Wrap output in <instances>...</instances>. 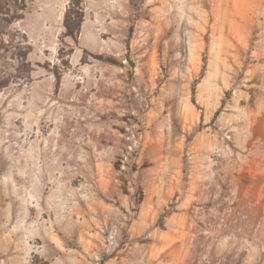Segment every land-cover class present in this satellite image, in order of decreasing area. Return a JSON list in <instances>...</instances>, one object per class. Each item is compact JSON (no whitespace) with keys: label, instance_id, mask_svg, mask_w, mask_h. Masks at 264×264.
Listing matches in <instances>:
<instances>
[{"label":"rangeland","instance_id":"374dc122","mask_svg":"<svg viewBox=\"0 0 264 264\" xmlns=\"http://www.w3.org/2000/svg\"><path fill=\"white\" fill-rule=\"evenodd\" d=\"M69 2L0 0V264H264V0Z\"/></svg>","mask_w":264,"mask_h":264},{"label":"trees","instance_id":"16d2710c","mask_svg":"<svg viewBox=\"0 0 264 264\" xmlns=\"http://www.w3.org/2000/svg\"><path fill=\"white\" fill-rule=\"evenodd\" d=\"M84 1L85 0H70L69 5L65 12V17H64V26L66 28L65 34L73 37L74 39H77L82 23L85 20V7L83 4ZM23 38L26 40L25 35H23ZM28 52H29V49H26L23 52L21 49V52L19 55L21 58L20 63L27 64ZM105 59L108 61H114L113 58L111 57H106ZM218 111L216 113H218ZM45 263L47 264L48 262H45Z\"/></svg>","mask_w":264,"mask_h":264},{"label":"built area","instance_id":"2783aa9c","mask_svg":"<svg viewBox=\"0 0 264 264\" xmlns=\"http://www.w3.org/2000/svg\"><path fill=\"white\" fill-rule=\"evenodd\" d=\"M132 137H135V134H133ZM135 145H133V144L129 145V150L127 151V154L125 155L126 158H128L129 154H132V152L134 151V146Z\"/></svg>","mask_w":264,"mask_h":264}]
</instances>
